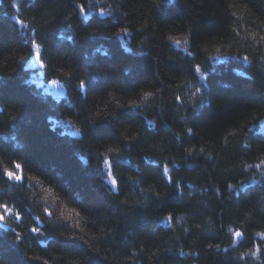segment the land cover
Instances as JSON below:
<instances>
[{"label":"trees","instance_id":"16d2710c","mask_svg":"<svg viewBox=\"0 0 264 264\" xmlns=\"http://www.w3.org/2000/svg\"><path fill=\"white\" fill-rule=\"evenodd\" d=\"M94 2L0 0V264H264V0Z\"/></svg>","mask_w":264,"mask_h":264},{"label":"rangeland","instance_id":"374dc122","mask_svg":"<svg viewBox=\"0 0 264 264\" xmlns=\"http://www.w3.org/2000/svg\"><path fill=\"white\" fill-rule=\"evenodd\" d=\"M89 6L88 7H80V11L83 12L85 15H90L93 14L95 12H98L97 8H96V3L94 2V0H89ZM176 46L180 47L184 52H186L188 50V45L186 46V42H174ZM228 58V56H213L211 58V62L213 65H218L220 63H222L223 61H225ZM234 58V57H232ZM238 59L242 60L243 63H247L246 59L243 57H239ZM26 66L25 68L27 69V66H35L36 67V72H29L27 70L28 73V79H30L33 83H35V85L39 84V86H43L44 91L46 92H62V89L60 87V85L58 84V81L56 80H48V81H43L41 78V71H42V62L39 56L38 51H34L33 53H31L28 58L26 59ZM236 73H240L239 70H235ZM258 130L261 132H264V119L261 120L258 123L257 126ZM252 169H256L258 172L256 173L258 176H260V179H264V163H259L256 166H253ZM254 179H259L258 177L254 178ZM252 183H248V184H253ZM245 186V184L243 185Z\"/></svg>","mask_w":264,"mask_h":264},{"label":"snow or ice","instance_id":"6c2138e0","mask_svg":"<svg viewBox=\"0 0 264 264\" xmlns=\"http://www.w3.org/2000/svg\"><path fill=\"white\" fill-rule=\"evenodd\" d=\"M102 11H103V9H102ZM122 31H127L128 29H121ZM257 35V33H253V36H256ZM172 39H175L177 42H180V38H177V37H172ZM260 39L261 40H264V35H262L261 37H260ZM39 48H40V45H39V43H37V50H38V53H39ZM196 68L197 69H199L200 68V65H196ZM152 93L151 92H146L145 93V95H151ZM131 104H135L136 102L135 101H132V102H130ZM189 131L191 132L192 131V129H189ZM110 150H113V151H118V149H110ZM18 165V167L19 168H21L22 167V165H20L19 163L17 164ZM165 172H167V167H165ZM6 175L8 176V178L9 179H13V180H17V181H19V180H21L22 179V176L21 175H17V174H15L14 172H12V171H8L7 173H6ZM111 179H112V183L113 184H115V185H117L119 182H118V180L115 178V176H113L112 174H111ZM73 211H76V210H73ZM51 214V213H50ZM5 219V216L3 215V213H0V220H4ZM33 231H39L38 229H33ZM235 235L237 236V237H239V236H241V232L240 231H237L236 233H235ZM16 239H20V237L19 236H17L16 237Z\"/></svg>","mask_w":264,"mask_h":264},{"label":"bare ground","instance_id":"6f19581e","mask_svg":"<svg viewBox=\"0 0 264 264\" xmlns=\"http://www.w3.org/2000/svg\"><path fill=\"white\" fill-rule=\"evenodd\" d=\"M168 172V171H167Z\"/></svg>","mask_w":264,"mask_h":264}]
</instances>
